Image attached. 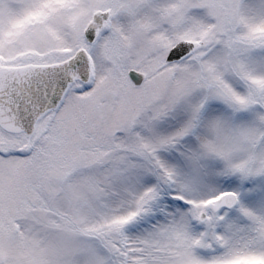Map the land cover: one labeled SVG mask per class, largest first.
Instances as JSON below:
<instances>
[{
  "label": "snow or ice",
  "instance_id": "obj_1",
  "mask_svg": "<svg viewBox=\"0 0 264 264\" xmlns=\"http://www.w3.org/2000/svg\"><path fill=\"white\" fill-rule=\"evenodd\" d=\"M0 264H264V0H0Z\"/></svg>",
  "mask_w": 264,
  "mask_h": 264
}]
</instances>
